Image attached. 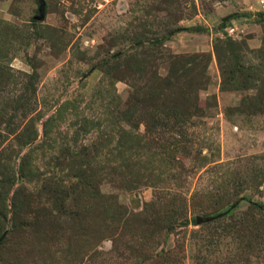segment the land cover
Wrapping results in <instances>:
<instances>
[{"label":"rangeland","instance_id":"rangeland-1","mask_svg":"<svg viewBox=\"0 0 264 264\" xmlns=\"http://www.w3.org/2000/svg\"><path fill=\"white\" fill-rule=\"evenodd\" d=\"M0 264H264V0H0Z\"/></svg>","mask_w":264,"mask_h":264},{"label":"trees","instance_id":"trees-1","mask_svg":"<svg viewBox=\"0 0 264 264\" xmlns=\"http://www.w3.org/2000/svg\"><path fill=\"white\" fill-rule=\"evenodd\" d=\"M242 44L236 43L232 39H226L224 41L219 40L218 44L215 46L216 53L218 55V61L220 63L222 73L224 76L223 84L227 86L232 84L235 80V74L237 72L234 71L235 66H237L239 54L236 53L242 51ZM234 61L236 65L232 62ZM177 75V73L172 72L167 78L168 82L172 83L173 78ZM194 85H192L193 87ZM127 115L132 116V113L127 112ZM234 207L231 208V211Z\"/></svg>","mask_w":264,"mask_h":264},{"label":"water","instance_id":"water-1","mask_svg":"<svg viewBox=\"0 0 264 264\" xmlns=\"http://www.w3.org/2000/svg\"><path fill=\"white\" fill-rule=\"evenodd\" d=\"M198 222H201V218H198Z\"/></svg>","mask_w":264,"mask_h":264}]
</instances>
